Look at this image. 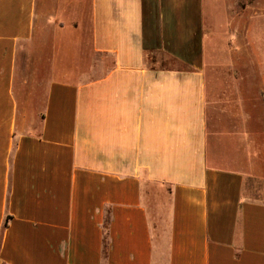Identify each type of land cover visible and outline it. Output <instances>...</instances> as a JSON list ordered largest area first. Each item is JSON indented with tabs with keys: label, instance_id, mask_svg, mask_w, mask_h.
I'll use <instances>...</instances> for the list:
<instances>
[{
	"label": "crops",
	"instance_id": "1",
	"mask_svg": "<svg viewBox=\"0 0 264 264\" xmlns=\"http://www.w3.org/2000/svg\"><path fill=\"white\" fill-rule=\"evenodd\" d=\"M260 4L0 0V264H264Z\"/></svg>",
	"mask_w": 264,
	"mask_h": 264
},
{
	"label": "rangeland",
	"instance_id": "2",
	"mask_svg": "<svg viewBox=\"0 0 264 264\" xmlns=\"http://www.w3.org/2000/svg\"><path fill=\"white\" fill-rule=\"evenodd\" d=\"M213 7L208 8V12L210 15L209 17V26L212 25V17L213 14L216 13V9L214 8V2L216 0H208ZM241 1V0H236ZM258 3L261 2L260 5H257L256 7V13H255V17L253 16V14L251 15L250 18V22L247 25V29L244 28L242 31L245 33V37L248 39V42L250 44V60H249V64L253 65L254 63V67H257L259 69V71L261 72V76L259 79H263L264 76V5L262 4L263 0H257ZM228 8H225L224 11L225 13L227 12ZM234 10H240L239 5H235ZM214 23V22H213ZM243 32L241 33V35L243 34ZM212 41H209V43H211ZM238 45H241L240 40H238ZM213 44V43H211ZM212 47V45H211ZM210 48V45H209ZM214 58L213 52L210 49L209 51V55H208V60H207V65L209 68L212 67V60Z\"/></svg>",
	"mask_w": 264,
	"mask_h": 264
}]
</instances>
